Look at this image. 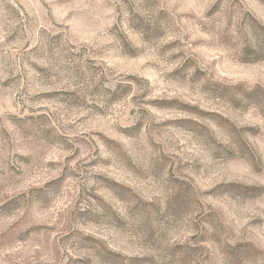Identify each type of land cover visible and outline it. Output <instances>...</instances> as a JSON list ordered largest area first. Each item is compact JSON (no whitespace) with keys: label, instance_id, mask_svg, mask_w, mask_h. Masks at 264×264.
Here are the masks:
<instances>
[{"label":"clouds","instance_id":"1","mask_svg":"<svg viewBox=\"0 0 264 264\" xmlns=\"http://www.w3.org/2000/svg\"><path fill=\"white\" fill-rule=\"evenodd\" d=\"M0 264H264V0H0Z\"/></svg>","mask_w":264,"mask_h":264}]
</instances>
